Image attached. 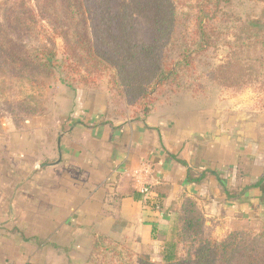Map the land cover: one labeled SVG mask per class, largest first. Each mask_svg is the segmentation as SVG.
Here are the masks:
<instances>
[{"label":"crops","instance_id":"1","mask_svg":"<svg viewBox=\"0 0 264 264\" xmlns=\"http://www.w3.org/2000/svg\"><path fill=\"white\" fill-rule=\"evenodd\" d=\"M248 96L189 94L153 106L143 118L103 125L107 99L97 103L79 93L67 115L58 114L56 142L47 119H36V126L28 121L26 130L0 124V236L16 229L23 250L20 235L35 226L40 205L46 229L41 252L49 253L53 237L83 263L96 231L134 249L159 247L156 236H171L185 195L225 232L235 218L259 215L264 111ZM143 163L151 166L159 211L135 188L133 172Z\"/></svg>","mask_w":264,"mask_h":264},{"label":"trees","instance_id":"2","mask_svg":"<svg viewBox=\"0 0 264 264\" xmlns=\"http://www.w3.org/2000/svg\"><path fill=\"white\" fill-rule=\"evenodd\" d=\"M235 1L94 0L93 9L89 0H30L28 8L23 2L28 10L21 16L27 17L18 25L46 22L54 37L62 39L64 58L59 60L49 36L25 48L28 33L6 17L0 25V72L12 64L52 77L65 67L85 85L109 70L129 103H141L166 86L181 88L192 73L241 93L253 81L264 85V23L237 19L229 12ZM231 19L238 31L234 41L227 38ZM218 46L231 51L226 61L207 74L198 71L197 61ZM252 223L239 216L216 236L199 201L185 195L171 236H156L161 242L158 261L146 249L136 251L96 231L84 264H264V226L253 229Z\"/></svg>","mask_w":264,"mask_h":264},{"label":"rangeland","instance_id":"3","mask_svg":"<svg viewBox=\"0 0 264 264\" xmlns=\"http://www.w3.org/2000/svg\"><path fill=\"white\" fill-rule=\"evenodd\" d=\"M89 1V6L93 9L92 1L94 0ZM23 2L27 5V8L29 3L31 4L30 0H0V25H3V19L10 17L12 26H19L18 23L27 17L21 16L25 15L24 12L28 10L26 7L21 6ZM229 12L233 13L239 20L262 19L264 23V0H236L229 8ZM235 21L236 19H231L226 24L227 31L229 29L227 38L231 41L235 40V33L238 32L235 29ZM141 28L145 30L143 26ZM19 29L24 31V35L28 33L24 37L25 48L34 43L43 42L49 36L54 40L59 60L61 61L64 58L62 49L63 41L59 37H54L52 30L46 22L39 20V23L31 24L30 28H24L21 24ZM14 42L19 45L18 36L14 37ZM230 53L231 51L223 46L210 49L197 61V70L204 74L209 73L212 69L226 61ZM113 73V71L104 70L96 78H91L92 81L90 84L87 83L88 85H84V83L80 82V77L77 74H72L70 69L65 67L57 69L54 76L46 77L42 73L28 71L21 66H12V64H9L3 70V73L0 72V124L16 126L18 129L26 130L29 128V124L27 125L28 121H31L36 126V119L42 118L44 122L47 119L54 129L51 132L56 142L61 133L58 128V114L63 113L67 115L72 101L78 98L79 93L89 95L91 100L94 98V102L95 99L98 100L97 103L101 102L104 96L109 106L107 112V116L108 114L109 116H106V120L108 121L143 118L150 112L153 106L177 97L183 98L186 95L188 97L189 94H195L199 99L206 97L215 99L219 94L230 96L232 94L242 95L247 93L252 103L256 106V109L264 111V85H260L258 81L257 83L253 81L241 93H235L224 86L218 85L209 77H200L197 73H192L190 78H188V82L185 84L186 87L185 85L181 86V88H170L166 86L150 92V95L142 100L141 103L138 101L129 103L125 98L120 96V92L116 88L115 81L113 80ZM75 97L76 99H74ZM146 109H148V112H146ZM53 148L52 145L51 151ZM200 205L208 222L207 226L214 228V234L216 236L223 235L225 228H219L220 226L217 228L216 226L219 224L216 225L215 222L208 220L203 205ZM43 214L42 207L37 205L34 209L33 223L35 221V226L29 227L25 235H20V244L25 247H23V250H18L21 246L18 247L16 243V235L18 233L16 229L8 231V238L4 239L0 236V264H84L86 260L81 263L78 260L81 259L79 255L76 257L77 259L73 258L75 255L74 251L67 249L68 247L65 246L67 243L63 246L62 244L58 246L56 245L58 241L53 239V237L48 242L49 253L45 254L44 251L43 254L41 252L42 245L43 247L46 245V229H41ZM246 219L253 221L251 225L253 229H259L264 226L263 211H260L257 216L252 215L251 218ZM27 237L33 239L28 240V242L34 241V243L29 244L26 241ZM145 249L151 253V256L155 260H159L160 246ZM135 250L139 252L145 251L139 248Z\"/></svg>","mask_w":264,"mask_h":264},{"label":"built area","instance_id":"4","mask_svg":"<svg viewBox=\"0 0 264 264\" xmlns=\"http://www.w3.org/2000/svg\"><path fill=\"white\" fill-rule=\"evenodd\" d=\"M151 166L147 163H143L140 168L133 172V179L135 182L136 190L143 195L146 205L153 206V209L159 211L158 203L156 202V196L154 195L149 177L151 175Z\"/></svg>","mask_w":264,"mask_h":264}]
</instances>
